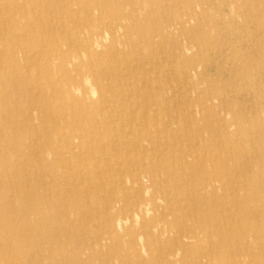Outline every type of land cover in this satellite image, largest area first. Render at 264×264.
Instances as JSON below:
<instances>
[{"label":"rangeland","instance_id":"374dc122","mask_svg":"<svg viewBox=\"0 0 264 264\" xmlns=\"http://www.w3.org/2000/svg\"><path fill=\"white\" fill-rule=\"evenodd\" d=\"M188 1L194 11L171 39L158 24L142 32L135 24L108 35L99 60L70 47L84 71L82 91L53 79L62 67L54 48L46 55L48 43L66 48L82 25L67 33L47 8L52 28L31 32L41 17L28 0L0 16V264H264V146L229 142L238 130L225 131L218 111L204 107L212 101L236 112L248 87L264 101L263 32L260 22L242 24L246 0ZM180 6L177 17L186 12ZM164 8L154 20L168 18ZM232 8L239 14L223 23ZM177 41L189 46L187 59H173ZM12 42L23 48L9 64ZM69 86L101 107L107 123L95 134L82 124L92 116L86 110H60L68 94L53 90Z\"/></svg>","mask_w":264,"mask_h":264},{"label":"bare ground","instance_id":"6f19581e","mask_svg":"<svg viewBox=\"0 0 264 264\" xmlns=\"http://www.w3.org/2000/svg\"><path fill=\"white\" fill-rule=\"evenodd\" d=\"M28 1L30 3L31 10L33 12H35L38 15V17H41L40 18L41 21L39 24L29 26V28L31 29V32L44 33V31L52 28L53 24L51 22H49V19H47V17H45V15H43L44 10L47 8H49L52 11H55L57 14L61 15L60 19H61L63 27L65 26V28L66 27L69 28L67 33L69 32L70 29H73V27L75 26V24L77 22H78L77 24L79 26L82 25L80 28V31H78V32L75 31V34H73L72 39H70V41H68V45L65 46L66 48H64L60 42L57 41V43H55L53 41L51 43V47H50L49 43L47 44L48 49L46 50V55H48L50 48H54L50 51L51 57L53 59L58 60L59 64H61V67H62V68H59L58 71L51 73V77L53 79H57L60 81L67 80L69 85L80 87V89H81L80 91H82L84 89V86H82L81 81H79V76H82L84 74V71L82 69H79L76 66L75 58L66 53V51L68 49H70V47H72V48L78 47L80 49H85L86 51L89 50L92 54L91 55L92 59L93 60H99L100 52L98 50V46L102 43V41L108 35L114 36L121 29H127L130 25L137 24V26L136 25L135 26L137 27V29L139 31L142 32L143 29H145V26L153 27V26L158 24L160 27H162V30H163V33H165V36H167L168 39H171L174 36H177L179 31L183 28V25H186L185 20L187 18H185L184 15H188L190 13L192 14V12L194 11L193 6H191V2L188 0H86V1L85 0H50L49 2L44 3V4L37 3L35 0H28ZM246 1H247V5H246V8H244V10L248 11V14H247V17H245L244 20L242 21V24L246 25L249 22H251V23L253 22L252 24H254V25H252V26L257 27L259 25V22H260V28H261V31L263 32L262 39L264 40V22H261V19L264 18V0H246ZM73 3L77 4L76 9L73 8V5H72ZM222 3L224 6H226V4H227L225 0L222 1ZM180 4L184 5V7L186 8V12L184 14H182V16L180 15L179 17H177L175 15L174 9L179 7ZM164 6L168 9V12H169L168 18L166 20H163V21H161L159 19L154 20L156 17L153 16L152 12L157 11L160 8H163ZM20 7L21 6L19 5V2H14V0H0V16L5 11L9 12L10 10H15L17 8H20ZM65 8L73 10V11L75 9L76 12H80V14L78 13V15H77L74 13L75 12L74 11V12H72L74 14L65 15V12H64ZM166 8H164L163 10H165ZM206 8L208 9V7H206ZM207 9H206V11H208ZM24 10H26V8ZM143 11H144V13H143ZM61 12H62V14H61ZM231 12L233 14L230 18H227L224 15H220V17H219L220 20H223V23H228L234 19V15L239 14L238 11L234 10L233 8L231 9ZM51 14H52V12H51ZM204 15H205V13H204ZM16 17H17V15H16ZM79 21H80V23H79ZM84 21H86V23L83 25ZM199 26L201 28L204 27L203 24H199ZM1 28L2 27H0V29ZM62 29H64V28H62ZM77 30H78V28H77ZM126 31L129 32V30H126ZM239 35L241 36L240 38H242V41H244V38H243L245 36L244 28H242L241 34H239ZM69 36H71V35H69ZM148 39H149V37H148ZM212 39H213V42H215V44H216V45H214V48L219 49L218 47H221V46L217 45L214 35H212ZM209 40H211L210 35H209ZM138 43L139 42H137V44ZM241 43L243 44V42H241ZM244 45L247 46V42H244ZM260 45H259L260 50L264 49V41L261 42ZM11 47L14 48L12 50V52L6 51L5 55H6V59L8 60L6 62L7 63L11 62L13 64V63H16V61H17V53H18L19 49H21L23 47L17 48L16 44L13 42L11 44ZM173 47H174V51H175L174 52L175 57H173L174 60H175V58L176 59L178 58L179 60L180 59H187L186 54H187V51H189V49H190L188 45L181 44L179 41H177L176 43L174 42ZM40 53H41V55H43L42 52H40ZM124 53L126 54V52H124ZM217 54L219 56H222V51L219 50L217 52ZM87 57L88 56H85V57L79 56L81 61L84 60L86 62H89V57L88 58ZM120 60L121 59H119V61ZM167 60H169V58ZM260 60H261L260 67L263 70V79L262 80H263V88H264V56H261ZM176 62H177V60H176ZM115 66H117V64ZM175 71L176 70H174V72ZM47 72H49V69H47ZM223 72H225V70ZM94 73H95V71H94ZM94 76H95V74H94ZM222 76H223V73H222ZM96 80H97V78H96ZM71 86H69V88L67 87V89L63 87L64 89L61 88V89H57V90L54 89L53 90V94L55 95V97H58L61 99L63 98L62 96L68 94L65 96L68 100L66 101V103L62 102V104L60 105V110L65 111V110L72 109V110H74V114L77 116H78V113L76 112V110H78L80 112H83V110H86L85 113L90 114L92 116H90V119L86 118L82 124L86 128L91 129V133L95 134L96 124H105L106 125V123H107L103 119H98V117L100 116L99 111H101V107L97 106L96 103H94V101L92 99L85 100V99H83V97L76 96L74 91L71 90V88H70ZM237 88H239V87H237ZM240 90L248 95V99H245L244 97H242L243 99L241 100V102L236 104L239 107V109L236 110V112H232V110L234 111V108L233 109L230 108L228 110H225L224 108H222L220 106V104L217 106L212 101L208 102L207 105H205L204 107L209 108V112H211V113H216L215 111H218L216 113V115H214L216 117V123L221 128H223L225 131H228L230 126L233 127L234 130H238V132H235V133L233 132L227 137L229 142H233V141H236L237 139H239L243 142H250L252 144H259L261 146H264V101L260 100L258 98L257 93H259V91L255 90L253 87H248L246 89L241 88ZM61 94H63V95L61 97H59ZM260 95H263V98H264V90H263L262 94H260ZM242 96H244V94ZM249 105H251V107L248 108ZM102 110H104V109H102ZM224 111H225V113H224ZM234 114H236V115H234ZM79 115H81V114H79ZM55 121H56L55 127L59 128V125L60 126L62 125L61 122L59 120H55ZM76 122L77 121H75V123ZM78 125H80V124H78ZM200 125L201 126H207L208 121L205 119L203 122L199 123V126ZM45 129H47V128H45ZM87 138L88 137L86 136L85 139L87 140ZM63 140H66L65 136L63 137ZM118 144H119V142H118ZM105 147H101L100 149L101 150H102V148L105 149ZM253 147H254V145H253ZM260 155L264 156V149L260 152ZM116 174H117V172H116ZM179 176L177 175L178 178H180ZM141 191H142V189H141ZM255 208H257V207H255ZM243 209L245 212L247 211V213L250 211L253 213L255 211L254 209H252L249 206L245 207ZM259 212L260 211H257L256 215H258ZM170 215H171L170 213L165 214L164 218L168 219L169 218L168 216H170ZM260 216H261V220L264 221V212ZM171 223H173V222H171ZM175 238H176V236H175ZM210 253H212V252H210Z\"/></svg>","mask_w":264,"mask_h":264}]
</instances>
